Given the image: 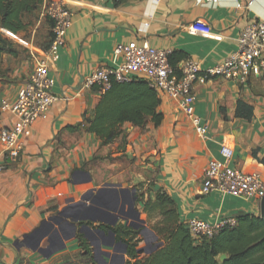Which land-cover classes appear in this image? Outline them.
I'll list each match as a JSON object with an SVG mask.
<instances>
[{
  "label": "crops",
  "instance_id": "0c3cea01",
  "mask_svg": "<svg viewBox=\"0 0 264 264\" xmlns=\"http://www.w3.org/2000/svg\"><path fill=\"white\" fill-rule=\"evenodd\" d=\"M66 1L72 24L64 44L56 54L30 48L31 58L34 54L47 60L55 101L23 130L24 149L17 162L0 170V264H58L73 258L80 248L78 223L87 220L80 221L83 214L75 215L76 209L65 208L93 191L81 212L89 206L107 210L91 202L97 191L106 183L109 191H119L118 184L126 188L128 180L117 174L132 175L136 167L157 170L151 180V198L161 187L174 199L182 223L191 218L213 222L246 214L261 217L255 200L219 191L201 195L199 188L207 162L220 156L222 144L233 149L234 165L264 180V164L252 154L256 149L257 157L264 155V78L251 76L243 86L214 78L195 86L193 113L207 125L204 134L164 95L158 106L161 124L155 126L151 120L144 127L125 123V145L122 137L103 145L95 133L70 127L92 117L104 92L84 89L83 79L95 67L121 62L113 54L117 43L146 41L168 49L177 67L187 59L198 61L202 68L213 66L237 49L244 27L264 19V0ZM23 81L0 82V101H13ZM238 99L252 101L251 121L234 117ZM13 118L0 105V128L10 125ZM70 196L73 201H68ZM62 211L68 217L58 215ZM55 216L61 219L49 222L44 234L28 237L43 220ZM74 218L72 228L69 223ZM144 233L151 235L147 230ZM41 247L45 248L42 253Z\"/></svg>",
  "mask_w": 264,
  "mask_h": 264
},
{
  "label": "built area",
  "instance_id": "2783aa9c",
  "mask_svg": "<svg viewBox=\"0 0 264 264\" xmlns=\"http://www.w3.org/2000/svg\"><path fill=\"white\" fill-rule=\"evenodd\" d=\"M41 12L51 23V43L46 52L56 54L71 27V12L66 0H43ZM113 54L116 58L121 57V62L114 67H95L83 79L84 89H95L101 93L108 90L113 82L145 79L160 95L175 101L198 132L204 134L207 125L202 124L200 117L193 113L194 87L214 78L229 80L241 86L251 76L264 78V19L244 27L238 38L237 49L222 62L206 68H202L194 59H187L174 69L168 62L170 50L152 47L146 41L117 43ZM32 59V68L14 100L0 101L2 108L14 117L10 125L0 128V170L17 162L24 149L23 130L30 127L55 101L52 93L54 81L48 73L46 58L32 54ZM219 155L207 162L199 193L206 195L219 191L260 204L264 199V180L258 174L243 171L234 165V152L230 146L222 144ZM236 223L235 217H224L213 222L191 218L185 225L190 236L200 241Z\"/></svg>",
  "mask_w": 264,
  "mask_h": 264
},
{
  "label": "trees",
  "instance_id": "16d2710c",
  "mask_svg": "<svg viewBox=\"0 0 264 264\" xmlns=\"http://www.w3.org/2000/svg\"><path fill=\"white\" fill-rule=\"evenodd\" d=\"M43 0H0V79L2 78V62L5 54L17 56L10 37L26 30L32 25V16L41 10ZM49 27L45 43L41 49H48L52 33L50 21L44 17ZM169 64L176 69L168 57ZM249 81V79H248ZM247 81V82H248ZM161 95L151 87L147 80L133 78L128 82H113L111 87L101 94L95 105L92 117H85L75 128H85L95 133L101 144L112 143L122 137L126 144L125 123L144 127L148 120L155 126L161 124L163 114L158 110ZM234 117L246 121L253 118V106L244 99H238L234 108ZM264 164V155L257 157ZM147 190L142 202V212L157 220L152 230L159 240V245L145 256L144 251L137 247L133 240L139 231L133 226L119 224L112 228L116 237L125 245L128 258L124 264H264V217L246 214L237 217L233 227H225L210 238L194 240L185 223L179 221V215L174 199L158 187L151 198ZM82 235L78 236L79 245L86 247ZM221 255H225L223 259Z\"/></svg>",
  "mask_w": 264,
  "mask_h": 264
},
{
  "label": "rangeland",
  "instance_id": "374dc122",
  "mask_svg": "<svg viewBox=\"0 0 264 264\" xmlns=\"http://www.w3.org/2000/svg\"><path fill=\"white\" fill-rule=\"evenodd\" d=\"M31 20H32V25L29 28L19 32L16 36L9 38L10 41L12 42L13 48H15L17 51V56L11 57L8 54H5L3 56L2 72H1L2 78L0 79V82H2V84L15 83L16 81H22L23 79H25V77L28 75L26 72L30 69L32 65L30 48L38 52L47 39L49 27L46 24L44 17L42 16L41 10L36 12L32 16ZM254 90L256 94L259 92L257 88H255ZM251 102L252 101H250L249 103L251 104ZM253 116H254V106H253ZM138 168L139 167L131 169L130 172H132V175L128 171L125 172H128L129 174L126 173L117 174V177L128 180L127 182H129V184L128 186H126V188H128L129 191L128 193L125 194V198H123L124 202H122V199L119 197L120 201H118L115 206L116 211L111 212L113 215L119 216L120 218L116 221L114 225H111L109 223H107V225L116 226L122 224V225L131 226L130 224H134L132 225L133 228L137 229L139 233L138 236L133 240V242L135 241L137 243V247L139 249H142V251H144L143 254H141V256H145L148 253H150L154 249V247L159 243L157 236L152 230V226L153 224H155L157 219L155 217L148 218L142 212L143 204L141 201H139V199L142 197V195L145 198L147 190L149 189L151 190V186H154L153 181L151 182V180L152 177L155 176L154 172H157V170L146 172ZM133 196L136 197L135 204L133 205V207L134 209L139 211L140 218L144 220V223H139L138 221H136L131 217H126V215L120 214L122 212L129 213L130 215L133 214L132 210L128 209L129 202ZM93 202L98 203L99 199L95 198L92 200V203ZM120 203H123L124 205L122 206ZM81 211L82 209L77 210L75 212V215L81 213L84 216V215H88L89 213L85 210L83 212ZM105 219H107L108 222L112 221L111 217H105ZM91 223L95 224L96 227H98V224H100V222L98 221ZM78 224L80 225V223ZM146 230L149 231V233L151 234L150 236L144 233ZM83 239H85L86 241L87 248H85V246L80 245L79 252H77L73 258L71 257L69 259L65 258V260L64 259L61 260L58 264H110L111 261L110 256L112 254H116V255L123 254L124 261L128 258L127 254L123 253V244H121L122 247L116 249L114 247L116 243L111 244L109 242H105L102 239L97 238V235L95 240H92V238H90L89 236H84ZM97 244L100 245V249L104 253L99 254L95 252V247ZM105 253H108L109 255L106 256Z\"/></svg>",
  "mask_w": 264,
  "mask_h": 264
},
{
  "label": "water",
  "instance_id": "95a60500",
  "mask_svg": "<svg viewBox=\"0 0 264 264\" xmlns=\"http://www.w3.org/2000/svg\"><path fill=\"white\" fill-rule=\"evenodd\" d=\"M109 184H103V188L99 189L97 191V195L95 198L99 199V204L100 206L102 207H106L107 210H103V209H100V208H96V207H93V206H89V207H86L84 208L85 211L89 212L88 215H84L82 217V219H79L80 221L81 220H87V221H91V222H100V224L102 223H109L111 225H114L116 223V221L120 218L119 216H116V215H113L111 212H114L116 211L115 209V206L117 204V202L119 201V196L120 198L122 199V202L123 201V198H125V194L128 193V188H123L121 187L120 184H118V186L120 187V190L119 191H116L115 189H113L112 191H109V190H106L104 187L105 186H108ZM93 191H90L84 195H82L79 199V201L75 202V203H72L70 206H67L65 208V210L67 209H76V210H79L81 207L84 206L85 202L89 200V195L92 193ZM104 197V201H101V198ZM135 199L136 197L133 196L132 199L130 200L129 202V206H128V209L129 210H132L133 214L130 215L129 213H120L121 215L124 214L126 215V217H131L133 219H135L136 221H138L139 223H144V220L140 218V213L139 211H137L136 209H134L133 205L135 204ZM68 201H73V197L70 196V199ZM92 202V200H91ZM122 206L124 205L123 203H120ZM64 210V211H65ZM259 210H260V215L261 217H264V199H262L260 201V204H259ZM58 215H60L61 217H68L65 215V213L62 211L60 212ZM61 217H49L48 219L46 220H43L39 226L30 234L28 235V237H32L34 236L35 234L37 233H40L44 226H49V222H53V223H57ZM105 217H111L112 218V221L111 222H108L107 219H105ZM73 218V217H72ZM69 225H71V227H75V219H71V222L69 223ZM82 228H87V226L85 224H83L81 226ZM44 234V233H42ZM42 237V235L40 236V238ZM40 238H38L36 240V244L38 245V243L40 242ZM68 237L65 236V239H67ZM159 243L154 247V249L156 247H158ZM33 250H36L35 247L32 248ZM39 252H44L45 251V248H40L38 249ZM95 252L96 253H104L101 251L100 249V245L97 244L96 247H95ZM123 253L125 254V245L123 244ZM106 256H108L109 254L108 253H105ZM110 264H124V255H116V254H112L110 256ZM225 257V255H221L220 258L223 259ZM102 258V257H101Z\"/></svg>",
  "mask_w": 264,
  "mask_h": 264
},
{
  "label": "flooded vegetation",
  "instance_id": "af4514ba",
  "mask_svg": "<svg viewBox=\"0 0 264 264\" xmlns=\"http://www.w3.org/2000/svg\"><path fill=\"white\" fill-rule=\"evenodd\" d=\"M83 224H85L87 228H82L81 226ZM130 225L132 226L134 224H130ZM116 226H109L107 224H98V227H96L95 224H92L89 221L87 222L84 221V222H80V225H79L80 234L79 235H82L83 237L89 236L90 238H92V240H95L96 235H97V238H100L105 242H109L111 244L116 243L114 247L116 249L117 248L119 249L120 247H122L121 244H124V243L120 239H118L115 233L112 231V228ZM46 228L47 227L44 226L42 230L43 233H45Z\"/></svg>",
  "mask_w": 264,
  "mask_h": 264
}]
</instances>
